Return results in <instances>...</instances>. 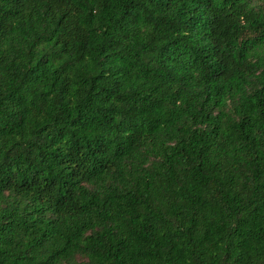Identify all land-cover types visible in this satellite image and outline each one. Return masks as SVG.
<instances>
[{
  "label": "trees",
  "instance_id": "1",
  "mask_svg": "<svg viewBox=\"0 0 264 264\" xmlns=\"http://www.w3.org/2000/svg\"><path fill=\"white\" fill-rule=\"evenodd\" d=\"M0 264H264V0H0Z\"/></svg>",
  "mask_w": 264,
  "mask_h": 264
}]
</instances>
